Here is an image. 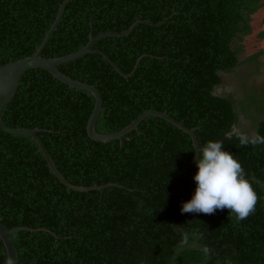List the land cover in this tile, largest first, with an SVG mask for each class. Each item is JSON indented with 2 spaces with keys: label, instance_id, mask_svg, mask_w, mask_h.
<instances>
[{
  "label": "trees",
  "instance_id": "16d2710c",
  "mask_svg": "<svg viewBox=\"0 0 264 264\" xmlns=\"http://www.w3.org/2000/svg\"><path fill=\"white\" fill-rule=\"evenodd\" d=\"M63 1L0 0V66L35 54ZM262 7L264 0H69L44 58L76 53L91 36L122 33L136 21L151 23L127 36L100 38L92 47L125 74L134 72L129 78L98 53L59 66L99 90L103 111L96 131L114 134L147 110L166 112L196 129L199 148L222 141L259 202L240 223L228 210L182 214L198 170L188 134L148 117L122 142H97L87 133L94 97L32 69L2 112L3 122L39 129L72 185L104 188L69 190L35 141L0 129V219L9 230L29 229L13 235L19 264H264V144L241 146L243 133H234L245 118L264 136V86L239 79L240 100L220 92L237 68L251 64V75L262 73L264 52L240 62L251 18ZM0 264H7L1 238Z\"/></svg>",
  "mask_w": 264,
  "mask_h": 264
},
{
  "label": "water",
  "instance_id": "95a60500",
  "mask_svg": "<svg viewBox=\"0 0 264 264\" xmlns=\"http://www.w3.org/2000/svg\"><path fill=\"white\" fill-rule=\"evenodd\" d=\"M69 0H64L63 3L60 5L59 12L57 14V18L55 22L52 24L50 30L46 33V36L40 46H38L35 54L33 56L27 57L23 60L17 62H11L4 66H0V129L4 132L13 134V135H23L30 137L38 146V151L43 155L45 158L50 171L69 189L78 192H87L91 190H99L101 191L104 186H93V187H77L69 183L65 177L60 173L57 169L50 153L46 149L44 143L38 136L39 129H26V128H11L8 127L2 120V112L6 108V106L13 100L16 91L19 88L20 82L22 77L25 73L32 69H42L50 73L54 78L60 80L64 84L68 85L69 87H73L76 89L84 90L89 92L95 99V106L92 112L91 117L89 118L88 125H87V133L89 137L97 142L108 143L114 140H119L122 142V138L129 134L134 130L139 129V125L148 117H158L164 119L165 121L169 122L173 126L179 128L186 134H188L193 142V146L195 148V158L194 162L196 161V150L199 148L198 139L195 135L196 129H189L182 122H178L172 117H170L166 112H160L156 110H147L143 114H141L135 121H133L130 125L126 126L122 130L117 133L110 134V135H103L99 134L96 131V124L100 117L101 112L103 111V99L99 92V90L91 84H87L81 82L79 80L72 79L71 77L67 76L63 72L59 70V66L65 63L75 61L87 54L90 53H98L102 55L112 66L113 68L124 78H129L133 75L134 72L130 74H125L122 70H120L116 64L111 60L108 55L102 51L92 49L94 43L103 37H123L129 35L136 27H138L141 23L151 24L149 21H136L128 30L122 33H113L107 32L99 34L96 37H90V41L86 47L81 49L80 51L59 57V58H44L42 57V53L48 44L51 36L57 30L58 25L61 21L63 16L65 7ZM157 24V26H159ZM144 56L138 60V63ZM137 69V65L135 67ZM196 166V163H195ZM197 167V166H196ZM19 230H29L28 228H14L9 230L0 219V238L4 244L6 253H7V264H19V255L18 251L15 247L13 235Z\"/></svg>",
  "mask_w": 264,
  "mask_h": 264
},
{
  "label": "clouds",
  "instance_id": "9594fccd",
  "mask_svg": "<svg viewBox=\"0 0 264 264\" xmlns=\"http://www.w3.org/2000/svg\"><path fill=\"white\" fill-rule=\"evenodd\" d=\"M238 139L241 146L264 144V136L259 134H240ZM195 163L196 188L191 199L182 202V214L213 215L218 210H228L234 221L240 223L255 213L259 197L243 166L225 150L222 141L209 140L198 148Z\"/></svg>",
  "mask_w": 264,
  "mask_h": 264
},
{
  "label": "rangeland",
  "instance_id": "374dc122",
  "mask_svg": "<svg viewBox=\"0 0 264 264\" xmlns=\"http://www.w3.org/2000/svg\"><path fill=\"white\" fill-rule=\"evenodd\" d=\"M251 29L252 32L249 36L245 37V53L241 56L242 59H240V62L244 59L247 60L248 57H250L253 54L260 52H264V40L260 37V34L262 31H264V8H261L258 10L251 18ZM259 67H262L261 69L262 73L259 74L257 77L252 74L253 68H255V65L250 66H243L240 68H237L234 73H229L225 77V86L220 90V92H224V94H229L233 97V99H241L244 95L241 92V89L239 87V79L243 81L245 78L246 80H249V84L251 85H257L260 87L264 86V55L259 58L258 60ZM247 69V70H246ZM246 73L239 74L240 71H244ZM239 74V75H238ZM244 74V75H243ZM243 75V76H241ZM239 99V100H240ZM255 128L253 127V122L245 119H242V124L239 128L234 129V133H243L247 134L248 136L255 135Z\"/></svg>",
  "mask_w": 264,
  "mask_h": 264
},
{
  "label": "crops",
  "instance_id": "0c3cea01",
  "mask_svg": "<svg viewBox=\"0 0 264 264\" xmlns=\"http://www.w3.org/2000/svg\"><path fill=\"white\" fill-rule=\"evenodd\" d=\"M262 8H264V7H262Z\"/></svg>",
  "mask_w": 264,
  "mask_h": 264
}]
</instances>
